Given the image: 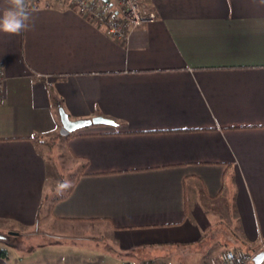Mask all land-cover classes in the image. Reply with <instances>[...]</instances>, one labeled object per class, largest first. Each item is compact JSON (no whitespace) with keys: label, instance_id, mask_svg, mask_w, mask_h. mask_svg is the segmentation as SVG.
I'll return each mask as SVG.
<instances>
[{"label":"crops","instance_id":"crops-1","mask_svg":"<svg viewBox=\"0 0 264 264\" xmlns=\"http://www.w3.org/2000/svg\"><path fill=\"white\" fill-rule=\"evenodd\" d=\"M141 4L158 20L127 41L66 2L0 32V230L99 229L113 256L187 251L227 223L250 253L264 242V0ZM61 107L115 125L64 136ZM55 138L74 175L57 195ZM108 254L47 246L20 263L117 264Z\"/></svg>","mask_w":264,"mask_h":264},{"label":"rangeland","instance_id":"rangeland-1","mask_svg":"<svg viewBox=\"0 0 264 264\" xmlns=\"http://www.w3.org/2000/svg\"><path fill=\"white\" fill-rule=\"evenodd\" d=\"M138 3L140 8L146 13H155L157 15L156 12L145 8L144 5L141 4V0H138ZM62 144V141H58L57 138H55V140H52V143H50V148H47V151H49V149L51 153L54 151L52 157L54 155L55 162H59L61 167L62 177L59 175L58 180L55 182L60 183L61 181H69L70 184H72L74 180V175L70 174L72 159H70L71 157L68 154H63L65 150ZM48 155L50 157V154ZM55 193L56 195L60 194L57 192ZM82 228L80 229L78 227L76 230L74 229L73 231L67 232V234H63V232H58L59 230L55 231L52 225L46 227L42 223L39 230L38 228L32 231L13 230L15 231L13 233H17V235H10L8 229H2L0 230V248L6 249L9 253L8 257L17 264L28 261L29 258H36L38 255L35 254L42 251L44 247L62 245L104 251L109 253L108 256L112 261H115L114 263L131 261L134 264H225L223 258L226 251L231 252L235 251L236 248L242 247L238 235L231 234L229 225L227 223H222L202 244L189 247L187 251L182 250V248L178 250L170 247L168 249L159 248L153 251H144V253H137L135 251L130 253H119L117 251L118 253L114 252L112 256L110 248L113 247V243L111 244L109 240L104 239V236L97 235L98 231H100L99 229L92 228L91 230H87L83 228V230ZM1 235H4V237ZM235 245H238V247H235ZM263 245L264 242L258 246L254 245L249 252L253 250L257 251L261 246L263 247ZM261 252H264V250L259 251L257 254Z\"/></svg>","mask_w":264,"mask_h":264},{"label":"built area","instance_id":"built-area-1","mask_svg":"<svg viewBox=\"0 0 264 264\" xmlns=\"http://www.w3.org/2000/svg\"><path fill=\"white\" fill-rule=\"evenodd\" d=\"M27 0L28 9L33 7L44 6L45 8L56 5L62 6L65 2L73 5L83 16H89L104 27L106 33L118 41H127L131 30L157 20L155 13H146L140 8L138 0ZM99 3V4H97ZM101 5V8L97 7ZM6 74L4 66L0 63V99L5 84ZM61 134L69 136L64 128ZM263 243V242H262ZM261 243V244H262ZM264 250L263 247L252 253L237 254L235 251H226L224 255L225 264H252L256 254Z\"/></svg>","mask_w":264,"mask_h":264},{"label":"clouds","instance_id":"clouds-1","mask_svg":"<svg viewBox=\"0 0 264 264\" xmlns=\"http://www.w3.org/2000/svg\"><path fill=\"white\" fill-rule=\"evenodd\" d=\"M6 5L3 14L0 15V32L11 35H19L30 27V13L27 0H4ZM69 181H63L57 185V193H61L70 187Z\"/></svg>","mask_w":264,"mask_h":264},{"label":"water","instance_id":"water-1","mask_svg":"<svg viewBox=\"0 0 264 264\" xmlns=\"http://www.w3.org/2000/svg\"><path fill=\"white\" fill-rule=\"evenodd\" d=\"M107 1V0H105ZM60 117H61V123L63 125V128L67 130L69 133H75L76 131L87 127L91 124H108V125H115L114 120H111L109 118H105L103 116H97L92 119H80V120H72L69 116V114L61 107L59 109ZM10 235H17V233L10 232ZM3 237V236H2ZM264 262V252H261L257 254L254 258V264H263Z\"/></svg>","mask_w":264,"mask_h":264},{"label":"trees","instance_id":"trees-1","mask_svg":"<svg viewBox=\"0 0 264 264\" xmlns=\"http://www.w3.org/2000/svg\"><path fill=\"white\" fill-rule=\"evenodd\" d=\"M71 135V134H70ZM69 135V136H70ZM66 196V195H65ZM65 196H63L62 198H64ZM137 253H139V252H137ZM9 253H8V251L6 250V249H3V248H0V257L1 258H5V259H8L9 257V255H8ZM117 264H134L133 262H131V261H127V262H122V263H117ZM252 264H254V262L252 263Z\"/></svg>","mask_w":264,"mask_h":264}]
</instances>
